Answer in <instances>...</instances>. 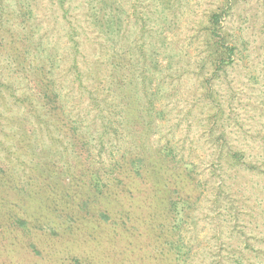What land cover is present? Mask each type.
I'll use <instances>...</instances> for the list:
<instances>
[{"label": "rangeland", "instance_id": "rangeland-1", "mask_svg": "<svg viewBox=\"0 0 264 264\" xmlns=\"http://www.w3.org/2000/svg\"><path fill=\"white\" fill-rule=\"evenodd\" d=\"M16 3L4 0V13L26 10ZM23 4L27 62L0 53V73L19 93L44 64L71 126L55 129L45 114L49 132L0 91V264H264V174L225 159L235 150L248 160L264 155V0H68L66 15L57 0ZM110 6L117 32L100 25ZM213 11H227L222 32L236 50L218 71L205 44ZM70 25L85 28L79 59L99 71L97 109L66 72ZM115 52L134 64L124 75L135 77L140 124L123 114L126 80L109 76ZM140 143L149 156L172 148L170 166L190 163L194 187H171L153 209L126 183L108 200L94 196L88 172L109 184L122 155L141 152Z\"/></svg>", "mask_w": 264, "mask_h": 264}, {"label": "trees", "instance_id": "trees-1", "mask_svg": "<svg viewBox=\"0 0 264 264\" xmlns=\"http://www.w3.org/2000/svg\"><path fill=\"white\" fill-rule=\"evenodd\" d=\"M24 1L25 0H16V4L19 7L26 9L16 15L15 11L8 10L7 8V13H4L2 9L3 5H5L4 0H0V53H4L6 58L12 61V64L16 63V65L19 66L27 62L26 46L29 39L25 23L28 21L27 14L29 13L30 15V8L23 4ZM104 1L106 0H100V2ZM26 2H28V0H26ZM57 2L59 8L63 10L64 15H66L69 11L68 8L70 7L68 0H57ZM113 3L117 4L116 2ZM6 6L9 5L6 4ZM134 7L135 6L133 5V9ZM116 9V6H110L108 12L102 10V22L100 25L111 26L113 24L115 28L114 31L117 32L119 31L120 23L115 15ZM226 13L227 11H213L210 14V21L205 37V44L207 45L210 55L209 63L214 67L215 71L223 70L227 65L233 64V58L236 52L235 46L228 43V40L224 38L222 32L223 29L221 22L223 15ZM133 14H136L138 18H141V15H139L137 11L134 10ZM75 28L76 26L73 25L67 27L65 35L67 43H69L68 46L71 47L73 51L71 66L66 72L67 74H73V81L77 83L76 88L79 89L81 94L80 97L84 96L83 98L93 101L95 109H97L99 103L96 101L99 90L94 87V83L99 82L100 80L98 74L99 71L95 67L91 68L89 66L91 64H85L80 60H85V56L82 53L85 49L82 47V39L80 38V35L85 33V28H82L81 31H77ZM132 65L134 64L128 62V59L122 57L117 52H115L107 62L108 68L111 69L109 76L111 77L116 73L114 80L117 85H121V81L126 80V82L123 81V86L125 88H123L124 90L121 95L122 99L126 97L127 103V107L123 109V114H125L128 121L132 120L133 123H136L135 121H137V124H140L141 119H137V116L141 112L137 99L139 94L136 89H133L131 86L135 77L131 76L128 77V79H125L124 75V72ZM44 66L45 65L42 64L41 69H38L37 73H34L35 75L33 79H31L33 87L31 89L29 88L28 91H21L19 93L16 92L13 83L10 80L4 79L0 73V91L5 90L16 102L22 103L27 112L31 111L36 119L40 120L47 126L49 132H51V130L48 129V123L51 124L49 120L50 116H52V118L54 117L52 125L55 129L64 127L68 128L71 125H69L67 121H64V117L65 119L67 118L65 116L67 110H65L62 101L59 99L60 94L56 78H52L51 73L49 75L48 71L44 70ZM21 70L25 71L23 68ZM90 80H93V83H90ZM147 110L148 109H146V111ZM98 111L101 112L102 110L98 109ZM45 114L49 117H44ZM127 126H130L129 130L132 135V132L134 129L136 130V127H131V125L126 122L124 127ZM72 130H75V127H73ZM134 132L138 134L137 131ZM78 138L81 139L83 137L78 136ZM136 147H141V152L133 150L123 154L117 162V170H115L116 176H112L109 180V184L100 179L101 175H99L97 171L90 172L89 168L84 170L89 171V178L86 175L84 176L88 178L87 185L90 187L88 188L94 196L108 200V198L117 193L121 184L125 185L124 183H126L131 186L134 185L132 186L133 188H136L134 192L143 193V197L146 198L144 204L150 209H153L156 207L155 205H158L156 204L158 194H167L165 192H169L171 187L178 189L181 193L185 191L188 192L189 187H194L193 181L195 173L190 163L182 162L177 166V169L176 167L170 166L175 158L172 148L168 146L163 147V149L159 150L156 155L149 156L148 153H146V148H143L145 147L144 143H140ZM225 154V159H229V161L231 160V164L245 165L264 174V155L262 153H257L252 157L254 159L249 160L245 159V152L242 150L227 151ZM257 156H260L261 159H257ZM160 160L164 161L165 164ZM221 160L222 157L217 158L218 162ZM178 178L182 185L177 184ZM115 183L116 185H114ZM73 187L74 186L71 188ZM120 190L124 193L122 188H120ZM185 198L187 199L188 195H185ZM170 202L172 204V201ZM105 212L107 213V211ZM100 216L104 219L107 218L105 213H100Z\"/></svg>", "mask_w": 264, "mask_h": 264}]
</instances>
